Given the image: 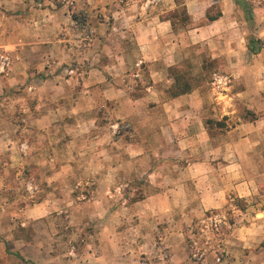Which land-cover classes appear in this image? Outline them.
<instances>
[{
  "label": "crops",
  "instance_id": "0c3cea01",
  "mask_svg": "<svg viewBox=\"0 0 264 264\" xmlns=\"http://www.w3.org/2000/svg\"><path fill=\"white\" fill-rule=\"evenodd\" d=\"M245 1L185 0L190 24L175 30L165 17L173 0H75L74 8L0 0V51L12 60L0 73V189L8 172L42 184L47 196L25 210L30 217L68 199L54 198L56 189H94L87 203L107 206L104 217L147 223L137 237L165 230L170 264H195L185 231L227 210L233 223L219 264H264L262 253L251 260L264 239V168L256 167L264 157V47L252 48L264 40V4ZM213 3L221 16L210 21ZM204 56L227 62L229 86L170 96L169 67ZM241 109L257 116L244 119ZM208 118L226 119L207 128ZM135 181L143 198L133 201ZM109 233L101 229L107 243L67 264H137L138 254L156 252L152 241L109 244Z\"/></svg>",
  "mask_w": 264,
  "mask_h": 264
},
{
  "label": "rangeland",
  "instance_id": "374dc122",
  "mask_svg": "<svg viewBox=\"0 0 264 264\" xmlns=\"http://www.w3.org/2000/svg\"><path fill=\"white\" fill-rule=\"evenodd\" d=\"M173 1L175 6L167 11L165 17L172 21L173 29L185 28L190 24L185 0ZM236 2L244 8L248 7V2L245 0H236ZM262 2L264 4V0ZM208 9L215 14L218 12L219 6L217 3H213ZM173 10L175 12L171 14ZM247 18L246 32L250 38H254L256 27L252 22L249 10ZM88 35L92 36L93 32L89 31ZM254 42L252 47L254 50L257 51L264 47V40L256 39ZM174 66L196 76L200 82L198 88L209 87L220 92L231 82L229 74L225 71L228 65L224 60L220 61L204 56L202 62L186 61L181 65ZM215 75L222 79L216 81ZM170 78L173 80L171 76ZM256 116L257 114L252 111L241 109V117L244 119H254ZM224 120L222 119L223 122ZM118 130L123 134H128L130 126L128 123H122L118 126ZM62 143L67 144L66 139ZM64 147L66 148V145ZM64 157L62 159H67L66 154ZM10 161H19V159ZM19 164L18 162V166ZM259 164L264 168V157L261 158V161H258L257 158L256 167ZM7 176H10L11 180L0 189V264H67L68 261L84 255L83 251L89 246L93 248L105 243L106 241L103 240L105 237L99 234L103 228H109L112 232L109 233V244L116 243L117 240L122 245L130 242L134 246H142L148 241L154 243L156 252L138 254L137 264H170V252L164 236L165 230L150 237H137L136 229L139 228L138 231L143 229L146 232L149 229L147 223L141 225L139 220L131 216L118 217L116 220L104 217L103 207L107 209V206L99 205V207L96 204L87 203L99 195L94 189L81 188L80 186L68 190L56 189L52 195L54 198L68 199L48 206L47 214L43 217L38 215L30 217L26 215L25 210L35 208L36 204L45 199L48 193L46 188H42V184L31 177L22 181L18 180L19 172L16 174L8 172ZM13 178L16 180L14 179V181ZM140 184L139 181H135L133 183L135 187L126 188L129 193L135 192L132 198L141 196L138 192ZM91 201L93 202V200ZM84 202L87 204L84 205ZM108 207L115 206L108 205ZM237 207L244 206L239 203ZM84 209L86 213H82ZM99 214H102V218H99ZM219 214L223 221L218 226L214 227L210 224L207 216L198 222H193L189 230L185 231L184 236L189 249V257L195 264H219L221 261L227 260L223 246L226 244V236L230 231L229 223H233L232 215L227 210ZM255 244L258 246L252 247L255 251L251 253L253 263L256 262L260 253L264 255V239Z\"/></svg>",
  "mask_w": 264,
  "mask_h": 264
},
{
  "label": "trees",
  "instance_id": "16d2710c",
  "mask_svg": "<svg viewBox=\"0 0 264 264\" xmlns=\"http://www.w3.org/2000/svg\"><path fill=\"white\" fill-rule=\"evenodd\" d=\"M174 12L175 10H173L171 14L172 13L174 14ZM183 12H185V10H183ZM220 16H221V12L219 10L215 14L211 13L210 9H208L206 12V17L210 21H213L219 18ZM168 70H169V75L173 78V83L168 90L170 96L177 97V96H180L186 93H190L191 91H193L194 89L200 86V82L198 81V78L196 76H193L189 71L183 70L182 68H179L178 66H171ZM205 123H206L207 128H211L214 125L224 126L223 121H217L211 118L206 119ZM141 198L143 197L138 196L137 198H133V201H136Z\"/></svg>",
  "mask_w": 264,
  "mask_h": 264
},
{
  "label": "built area",
  "instance_id": "2783aa9c",
  "mask_svg": "<svg viewBox=\"0 0 264 264\" xmlns=\"http://www.w3.org/2000/svg\"><path fill=\"white\" fill-rule=\"evenodd\" d=\"M60 3L66 4L69 8L75 7V0H56ZM12 65V60L10 59L9 55L3 51H0V72L7 71ZM216 81L221 80L222 78L218 75H215ZM207 220H209L210 224H212L214 227L218 226L222 223L223 218L219 213H213L207 217Z\"/></svg>",
  "mask_w": 264,
  "mask_h": 264
}]
</instances>
